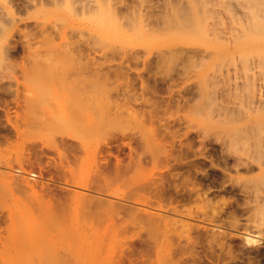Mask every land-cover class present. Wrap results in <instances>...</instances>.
Listing matches in <instances>:
<instances>
[{
    "label": "bare ground",
    "instance_id": "1",
    "mask_svg": "<svg viewBox=\"0 0 264 264\" xmlns=\"http://www.w3.org/2000/svg\"><path fill=\"white\" fill-rule=\"evenodd\" d=\"M57 65L63 67L61 72L64 67L77 71L40 73L48 81L41 86L39 76L44 87L39 86L41 94L34 89L37 95L27 97L30 101L26 100L22 111L5 110L4 123L0 120V261L27 254L36 260L41 256L36 238L49 235L53 227L76 236L79 229L100 227L107 230L104 239L121 243L115 264H122L125 250L128 264H264V148L223 146L224 167L217 171V181L216 175L202 173L199 161L188 158L190 144L175 146V131L168 128L174 118L171 112L164 114L170 119L157 118L161 127L153 123L160 98L151 95L157 92L159 80L166 82L170 93L165 107L159 103L165 111L178 106L179 97L182 105L189 103L186 95L191 93V82L186 83V71L179 74L185 79L174 91L171 71L144 77L120 67L111 77V71H79L88 64L87 68ZM136 79L138 92L133 86ZM130 103L140 105L139 109L148 107L151 125L145 123L146 111H132ZM130 120L145 127L137 125L141 130L133 132L127 127ZM123 146L127 153L121 152ZM260 153L263 160L256 161ZM225 195H233L234 200ZM195 201L198 208L203 205L200 202L209 208L193 209ZM43 219L51 228L44 226ZM43 226L48 231L43 228L42 232ZM172 227H180L177 237L169 235ZM53 239L55 243L48 238L47 246L59 256L61 238Z\"/></svg>",
    "mask_w": 264,
    "mask_h": 264
},
{
    "label": "rangeland",
    "instance_id": "2",
    "mask_svg": "<svg viewBox=\"0 0 264 264\" xmlns=\"http://www.w3.org/2000/svg\"><path fill=\"white\" fill-rule=\"evenodd\" d=\"M57 64H84L86 68L88 64L87 69L81 67L79 71L82 68L87 73L111 71L108 73L111 77L124 70L130 74L141 73L144 77L155 72L163 75L171 71L174 82L170 86L174 91L180 89L181 80L185 79H181L179 74L186 71V83L191 82V93L186 95L191 98L189 103L182 105L179 97L178 106L173 104L165 111V99L170 93L164 86L166 82L159 80L161 83L157 82V92L151 95L160 98L155 99L159 100L158 114L153 123L159 127L162 122L157 118L167 120L164 114L171 112L174 118H168V128L175 131V146L190 144L188 158L199 161L202 173L216 175L217 181L218 170L223 166L220 153L223 146L249 144L264 148V0H0V120L4 119L5 110L10 113L22 111L24 103L30 101L32 95H37L33 94V90L40 86L38 78L51 71V74H60L58 72L63 67ZM45 66L51 70L43 68ZM120 67L124 69L119 71ZM64 69L61 74L68 75V68ZM74 70L77 71L76 68ZM9 73L14 74L11 75L15 76L14 79ZM29 78L32 80L29 81ZM44 80L42 77L41 86L45 87L43 83L48 81ZM138 80L133 82L137 92ZM6 88L11 91L6 92ZM41 88L39 95L43 91ZM29 90H32L30 94L27 93ZM180 94H175V97ZM122 95L118 96L120 100ZM159 103L164 104L163 107ZM128 108L132 111L138 109L139 112L148 110L147 106H143L145 110H142L134 103L128 104ZM146 113L149 115L147 111L143 114L146 116ZM148 115L145 117L146 125L150 122ZM130 122L127 127L130 126L133 132L138 133L145 127L134 120ZM137 125L141 129L137 130ZM197 147L204 154L200 155ZM194 148L196 155H193ZM123 150L127 149L123 146ZM262 155L256 154V161L258 157L263 160ZM226 171L229 173L230 170ZM85 191L89 192H82ZM225 196L231 202L234 200L233 195ZM197 202H194L195 205ZM194 203L191 206L197 209L198 205L194 208ZM199 205H202L197 209L199 211L200 208L201 211L209 208L205 202ZM47 222L44 226H48ZM44 226L42 232L45 231L43 228H47ZM51 229L49 235L42 233V239L39 236L36 238V246H41L40 258L31 260L27 254L9 257L8 260H1L0 264L116 263L121 243L107 236L104 239L107 235L105 228L79 229L77 236L66 234L63 228V231H58L56 227ZM179 229L172 227L175 234L168 233L177 237ZM95 235L103 238L97 240L99 237ZM53 237L61 238L58 241L61 243L59 256L58 253L52 254L51 246H47L49 241H56ZM79 248L83 249L81 253ZM124 253L122 264H128L126 255L129 253L127 250Z\"/></svg>",
    "mask_w": 264,
    "mask_h": 264
},
{
    "label": "flooded vegetation",
    "instance_id": "3",
    "mask_svg": "<svg viewBox=\"0 0 264 264\" xmlns=\"http://www.w3.org/2000/svg\"><path fill=\"white\" fill-rule=\"evenodd\" d=\"M126 151H127V150H124V151H121V152H123V154H124V152H126ZM126 153H127V152H126ZM126 153H125V154H126ZM48 155H49V154H48ZM49 156H51V154H50Z\"/></svg>",
    "mask_w": 264,
    "mask_h": 264
}]
</instances>
